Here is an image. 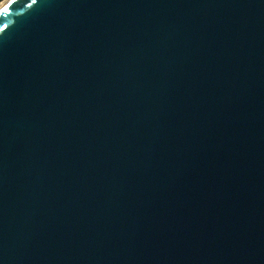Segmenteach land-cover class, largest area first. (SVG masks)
<instances>
[{"label":"water","instance_id":"1","mask_svg":"<svg viewBox=\"0 0 264 264\" xmlns=\"http://www.w3.org/2000/svg\"><path fill=\"white\" fill-rule=\"evenodd\" d=\"M29 3L0 16V262L264 264V0Z\"/></svg>","mask_w":264,"mask_h":264},{"label":"snow or ice","instance_id":"2","mask_svg":"<svg viewBox=\"0 0 264 264\" xmlns=\"http://www.w3.org/2000/svg\"><path fill=\"white\" fill-rule=\"evenodd\" d=\"M14 3L15 0H3L2 8H0V16H3L4 18L8 17L10 15V6H12ZM36 3L37 0H31V3H29L27 7L32 8ZM10 25L11 21L6 24L0 25V33H5ZM0 264H2V262H0Z\"/></svg>","mask_w":264,"mask_h":264},{"label":"bare ground","instance_id":"3","mask_svg":"<svg viewBox=\"0 0 264 264\" xmlns=\"http://www.w3.org/2000/svg\"><path fill=\"white\" fill-rule=\"evenodd\" d=\"M2 5H3V1L0 3V8L2 7Z\"/></svg>","mask_w":264,"mask_h":264},{"label":"trees","instance_id":"4","mask_svg":"<svg viewBox=\"0 0 264 264\" xmlns=\"http://www.w3.org/2000/svg\"><path fill=\"white\" fill-rule=\"evenodd\" d=\"M3 0H0V3L2 2Z\"/></svg>","mask_w":264,"mask_h":264}]
</instances>
